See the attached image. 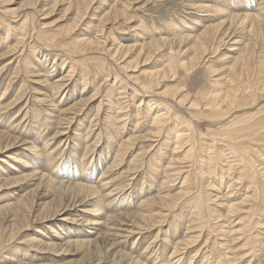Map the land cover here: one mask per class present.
<instances>
[{
	"label": "rangeland",
	"instance_id": "rangeland-1",
	"mask_svg": "<svg viewBox=\"0 0 264 264\" xmlns=\"http://www.w3.org/2000/svg\"><path fill=\"white\" fill-rule=\"evenodd\" d=\"M4 1L5 0H0V14H3V18H1L2 21L0 19V24H2V28L0 29V108H3V110L0 109V112L2 111L0 115V131L4 133L0 144L3 142L9 144L14 142V145L8 146L6 151L0 152V157H2L1 159H3L0 160V173L11 176L8 177L11 180L4 182L3 188L0 189V193H6L2 195L0 194V207L5 206L0 210V264H119V261L120 264H126L125 259L122 257V253H129L128 251H130V248H132V246L136 247L135 249H131V251L134 250L133 256L137 257L136 259L142 258L143 262H145L146 264H231L232 262L230 263L228 259H231L232 261L233 259H235L238 264H256L257 258L255 257L257 254H259V252H255V250L253 252L252 244L246 247V250L245 248L241 247L247 241V236H244L243 228H241L242 230L241 234L239 233L240 235L235 234L236 236L238 235L235 238L232 234V230L233 227H237V224H233L229 220L226 221L224 216L217 218V216L223 214L220 204H223V201L224 204H227L229 202L227 198H223L222 201V197L220 195L224 193L227 194L230 190L226 188V179H223L222 181L220 180V178H218V176L214 177L212 174V177H210V175L213 171H215V169L220 172L223 169V165L225 167V170L227 171V168L225 166V164L227 163H223L219 159L221 156L220 151L224 150V141H219V136L215 132L226 120H217L213 110L208 106V109L206 108V106H204V110H202L204 111V114L202 115L187 114L185 109L177 105V100L182 96L183 98L186 96L187 99L189 98L188 100L195 99V102L201 103V97L203 93L207 94V92L209 91L208 93L213 94V90L211 89L212 87H214V90H216L215 88L221 86L222 83H226V80L229 78L228 72L231 65L230 63L233 62V57L240 56L249 48H251V50L255 49V52L253 53L256 57L255 59H253L255 62L264 58V16H261V24L263 26L260 25L258 28L254 27V25L252 24V20L247 19L244 21V19H239L236 18V16H233V14L239 15L244 12L255 11L259 4L264 5V0H93L91 2V5H86L85 7L79 8V12H85V15L78 25L84 28L86 23L88 21H91L88 26V29L90 30L84 32L91 31L92 34L90 35V40L93 41H97V37L99 35V40L100 43L103 44V47L98 49L94 46V44L92 45V52H84L85 54L82 53L81 55H76L75 58L77 60H81L84 58L88 59L82 61V64L76 65L74 67L75 70H72L67 64L62 67V60L60 58L62 57L61 53H65L64 49L55 48L48 50V47L44 46L45 43L43 42V40L38 38V34H40L42 31L45 32L46 30L49 32L58 30V32H60V40L71 43V39L68 38L69 34L64 33L66 32L68 21L71 20L73 15L75 17V10L78 6L77 0H40L41 2L38 4V7L28 6L27 3L29 0H8V2ZM115 1H119L122 4L129 3L130 6L132 5L131 9L134 11V14L131 11V18L129 19L130 21L128 23L122 18L115 17L114 12L111 11V9L116 4ZM53 5H57L56 8L54 6V10ZM219 6L222 7V10L230 8L229 12L233 13L232 15L228 14L225 17L227 21L230 20L231 23L228 25V27L231 28L228 32H226V37H224L225 44L222 45L221 48L217 49V47H219L218 43L214 50L213 45L215 44V41L214 39H209L208 50L202 52L203 54H198L199 58L196 59V54L193 50L194 45L198 42V40H196L195 38L188 39L181 45L179 44L180 35L182 34V37L198 35L207 25L221 22V17L223 15H226V13L222 12L220 15L216 14L215 8ZM7 9L9 10V12H7ZM11 13H17V15L15 17H11ZM109 15L111 16L109 17ZM25 18L27 21L24 26V28L26 29V34L22 35L21 33L23 32V29L20 28V22L25 20ZM182 22L184 23V25ZM99 24V27H101V29L99 34L97 35L95 32L97 29L99 30V28L95 25ZM141 24L143 26H141ZM143 27L147 31V34H144L146 32ZM8 28H10V31H8ZM222 28L223 26L221 25L217 33V36L219 37H221V33L223 31ZM141 31H143L144 33ZM189 33L191 34L189 35ZM21 36L24 37L23 42H21L23 38ZM115 37L120 40L121 44L124 43L122 46V51L116 58L110 55L111 52L113 53L115 45H120L119 43L114 45ZM32 39L34 43H36L39 47H43L42 51L46 55H44L42 52H40V54L39 52H36V55L33 57L35 60H33V58V61L30 59L31 64H34L35 66L38 65L36 66V68H38L40 67L42 61H45V58L49 57L51 61H49V63H46L47 65L43 66L48 67L50 70H52L51 67L53 66V64H55L54 69L52 70L55 74L49 77L52 78V80H48L47 82L42 83L35 82V75L29 72L27 73L25 70L26 68L24 64L28 61L27 57L35 54L30 50L32 48V45L29 42ZM216 39L217 38H215V40ZM149 42L158 43L156 47L157 50L155 52L156 54H153L155 59L152 58L148 60L147 63H144L143 61L139 64V67L134 70L135 72H137V75L140 74L139 82L134 83L132 81L125 80L127 70L123 68V65L126 59L130 60L136 58L140 50H137L135 48L133 52L127 55V57H123L125 55V52L123 51L125 50L124 46L133 44L137 45L138 43L139 45L140 43L142 45L143 43L146 44ZM28 47L30 49H28ZM228 48H230L232 51H228ZM201 55L203 56L201 57ZM55 56L57 57V59L55 60V63H53L52 61ZM172 56H174L176 61L178 62L176 70L166 76V80H164L165 82L162 83L159 89H157V82H154L153 84H151V88L153 90L155 89L154 92H142L141 83L143 81L146 82V79L148 78L145 73H148L149 71L162 69L164 70V68L169 65ZM89 58H92V60ZM158 58L160 59L159 62ZM102 65H104L105 67L102 68ZM84 67H87V70H85ZM252 67L255 68L253 69V73L256 72L258 74L260 70L257 68L256 63L252 64ZM18 68H20V70H18ZM256 68L258 69V71ZM42 71H46V69L43 68ZM86 71H89L88 78L83 76V73ZM68 73H70L71 76H69L67 81H64V79L66 78L59 80ZM116 74L123 76L124 81H116ZM216 78L219 80H217ZM90 79H92V85L90 83L86 85L87 80L90 81ZM212 80H214L213 83ZM51 81H64L65 85L68 84V87L63 91V88L65 86L64 85L59 93H53L54 86H52ZM220 83L221 85H219ZM99 85L101 87H99ZM173 86L175 87L173 88ZM82 87H84L85 89L83 93L81 92L83 91ZM98 88H100V93L94 97H91L93 91L96 92ZM136 88H139L138 90L140 91V93L134 91ZM130 90H133L134 92H130ZM74 91L76 94L73 93ZM42 93L47 95L45 96ZM116 93L117 95H115ZM134 94H136V96H134ZM108 95L110 96L109 99L107 98ZM85 99H88V101L84 102ZM126 100L128 102V105L125 104L127 103ZM147 100H156L154 103L157 106L161 107L160 112L163 110L162 113H165L166 111L168 112V114L170 112L173 114L174 111L177 112L179 109V111H181L184 115L181 114L180 118H174V121H171V119H169L170 122L165 125L164 129H162L163 134L161 132V134L154 136V139H150V136H147V139L145 138L143 140L135 142V140L131 139L134 129L138 130L140 135H145L148 130L149 133L151 132V134L156 133L154 128L152 130V126H150L151 122L146 116V110L151 108L147 105ZM118 101H120L122 107H125L124 109H119V106L117 105V103H119ZM75 103H81V105L73 110L71 114L66 115L65 113L71 112L67 108ZM165 104H168L169 106L166 107ZM261 104H264V97L260 98V105ZM55 106L57 111L55 110ZM163 106L166 108L164 109ZM138 109H140V112L142 111V114L138 116L139 118L135 116L136 113H139L135 111ZM54 110L58 113H56ZM154 110L156 109L154 108L153 112ZM168 110H170V112ZM239 111L240 112H238V114H244L245 112L244 110ZM205 113L208 115L206 116ZM51 114H54L53 117ZM47 115H49L50 117L48 118ZM106 115H108V118L110 119H108ZM145 116L149 121H146L147 119ZM115 117L116 119H114ZM63 118L67 119L65 120ZM33 119H35L36 122H34L35 120ZM138 119H140L141 121H136ZM197 120L198 122H196ZM214 120L218 121L216 122L217 124L214 122ZM108 121H110V123ZM113 121H115V124L118 123L117 126L112 123ZM119 121H121L122 123ZM137 122L141 124L138 125ZM175 122H179L181 127V124L184 122V131L188 132V135L191 138L194 137L193 139L195 140L196 144L194 145L195 149L193 147V151H196L194 153L196 159L190 158L189 160V157L185 158L184 155H181L184 153L182 150L174 152V147L176 146L175 140H172V142L169 138H167L166 135L168 133L166 131H169L171 129V132L169 133L172 134V129L174 128ZM111 124L114 125L112 126ZM167 125L168 127L170 126V129L167 127ZM34 126H36L37 129ZM208 128L211 129V131ZM114 129L118 135L113 132ZM142 130H144V132ZM195 130L197 131L195 132ZM58 132H60V134ZM105 132L106 134H104ZM126 132H128L131 136ZM201 132L202 134H200ZM10 134L18 138L14 141V137ZM194 134L196 136H194ZM211 134H214V136H212ZM108 135L109 137H106ZM86 136L89 138V140H86L88 139ZM128 136L130 137L129 139ZM92 137H94L93 140ZM157 137L159 138V140ZM161 138L162 141H160ZM165 138L167 141H165ZM206 138H208L209 141ZM125 139H128V141H126ZM212 139H214V141H212ZM168 140H170L171 142ZM215 140H217L220 145ZM94 141L96 142V144ZM108 142H111L110 147L107 144ZM198 142L199 145L197 144ZM124 143H126L127 145L125 144L124 146ZM142 143L144 144V146ZM202 143L203 145H201ZM204 145L205 151L203 149ZM207 146H209V148ZM212 146L214 149L210 148ZM123 147L125 148V151L122 150ZM186 147L187 146H183L180 149L184 150ZM198 147L199 149H201V151L203 150L204 153L203 151H198ZM37 149L40 150V155L44 156L42 159V161H44V164L35 163V157H37V154H30L29 152V150L34 151ZM136 149L140 154H142V156H144L143 158L141 157L140 161L138 158L139 165L137 164V167L133 166L132 163L130 164L131 160H133V158L138 155V153H136ZM215 149L219 151H216ZM161 152L165 153L162 155L163 157L161 156ZM17 153L21 154L23 160L29 161L30 166L23 168L21 167V163L24 162H19L20 170L18 172H25L26 169L36 170V168L39 167V170H43V172H47L50 174L51 180L56 179L55 182L49 183L48 180L45 181L39 176L24 177L25 174L21 175V180L15 182V177L13 176L19 174H14L12 176V172H10L8 166L5 165V160L12 161L11 157H14L15 154L18 155ZM85 153H90L91 155L94 154V157H90L92 162L85 163L84 167L86 168V172H82L80 166L82 164L81 158ZM156 153L157 156H155ZM222 153L224 154V152ZM172 154H177L175 155L176 158L179 156H183V163L181 161L180 163L182 164L178 163L173 166L169 165V162L171 161L169 159ZM146 155L148 156V158L146 157ZM205 155H207V157ZM112 156L114 157L112 158ZM160 157L163 159H161ZM199 157L202 160H204V158L206 160L207 158L209 159L210 157H212L209 159L212 164H210V162L208 165L199 164L201 162V159ZM102 158L103 161L101 160ZM155 158H158V160H156ZM143 159L144 161H142ZM154 159L157 161H155L157 164L154 163ZM99 160L101 161L98 163ZM216 160L217 162L215 163L214 161ZM50 162H54L53 165L50 164ZM143 162H145V164ZM163 164H165L166 166ZM153 165L157 171L155 170ZM160 165L163 166L161 167ZM178 165L180 168L177 167ZM180 165H182V167ZM191 165L194 166H192V170L190 169ZM211 165H213V168L211 169L212 171L209 174V178L206 175H208L209 171L207 172V170H210ZM146 169H148V172L146 171ZM165 169L168 171H166ZM198 169L201 171H199ZM203 170L206 171V174ZM84 172L85 174L83 177L85 178H82V173ZM103 172L105 173L104 176H102ZM158 172L167 174L160 175L161 173L159 174ZM197 172L198 174H200L199 177ZM155 173L158 174V176ZM186 173L190 175L189 177L192 179H195L196 176L197 179L195 180L197 182L194 179V181L192 179V181H186L187 184L184 180L182 181L181 179L183 178H181V176H186ZM202 174H204V176ZM142 175L144 177L143 182V177L141 178ZM177 175L179 178H176ZM156 176L157 178H159L156 179ZM166 176H169V178H167ZM172 176H174V181L171 180L173 178ZM52 177L55 179H53ZM224 178H226V175ZM218 179L219 181H217ZM62 180L66 181L62 182ZM99 180H104L103 182L110 180L107 184L108 186L106 185L107 189L106 187H104L101 190V195L99 188H96V186H98V182H100ZM202 180L203 182H201ZM206 180L208 183H206ZM31 181L35 182L28 184L27 186L25 185L24 190H22L19 194L21 196H19L18 194H14L13 192H8L16 186L24 185ZM81 181H84L86 183L89 182V185H93L91 186V190L81 188L83 186L80 183ZM122 181L123 184L121 183ZM192 182L195 183L193 184ZM117 184L119 185V187ZM143 184L145 187H142ZM169 184L173 185L170 186ZM189 184H191L192 186L191 192L189 189ZM214 185L215 189L214 187H212L214 189L213 190L211 186ZM120 187H122L123 189H121ZM113 188L117 189V192L113 191L111 192V194L108 193ZM96 189L98 193L92 194V192L96 191ZM182 191L183 195L181 196V199H178L179 201L177 202V206L169 210L168 213L167 211H164L165 214H163V212L159 209L160 207L158 204L154 207L157 211L154 208H151L153 213L161 212V214H163L162 217L160 219H157V221L155 222V225L153 226L154 228H152L153 230L149 227H146V229H141L143 222L137 214V211H139L138 208H140L141 210V207H139L141 206L140 199L147 200L156 197L161 198L162 196V198H170L171 195ZM141 192L144 193L141 194ZM201 192L206 195L205 199H202L199 196L201 195ZM219 193L221 194L218 195ZM22 196L25 198H23ZM21 198L24 199V202H19ZM197 198L199 199L197 200ZM186 200H188V202ZM93 202L97 203V207L100 206V210L102 211V213H100L101 216H109L110 218L109 221L105 222V227L102 226L103 224H101V237L98 238L97 241H93V243L87 241L88 243L85 242L81 244L77 242L79 241V239L82 240L89 238L87 236L85 237L84 235V233H86L87 231L86 228H88V226L83 224L82 220H84L86 217H92V215L90 214L88 215L86 213H83V210L91 207ZM202 203L203 209L199 215L197 212L199 211V206L201 205L202 207ZM196 204H198L199 206ZM194 208L195 210H193ZM213 216L217 219H215ZM61 218H63L64 220L62 221ZM205 218L207 220H204ZM195 220L196 222H198L196 223ZM261 220H263V218ZM207 221L210 222V225ZM221 225L225 227H223L224 232L222 231ZM187 226L189 227V229L191 228V230L187 229ZM258 226L259 225L254 227V225L251 224V228L249 227L247 235L249 237H253L254 239V237L258 233L257 231H260V226ZM229 228L232 230H228ZM55 229H57L59 233H56ZM218 229L220 230L218 231ZM72 230L77 232V234L79 235L68 236V233H71ZM263 230H261V232ZM108 232H111V236H108V234L106 235V233ZM227 232H229L230 234ZM112 233H114L115 235ZM221 233H224L227 236ZM55 234H59V237L55 238L52 236ZM180 234L182 235L180 236ZM105 235L106 237H103ZM239 236H241L242 238ZM33 237L36 238L32 242L31 239ZM151 238L155 240V242L150 244L151 246L147 248V245H149ZM258 238L256 236L254 240ZM70 239L71 241H69ZM135 240H137L138 244L136 243L135 245H133V242ZM184 241L186 242V244L184 243ZM69 242L73 243L71 244ZM179 244L181 247L177 249ZM182 245L187 246H183L182 248ZM241 248H243L244 250ZM258 248L259 247H257L256 249ZM36 250L39 251V254L36 252ZM178 250L180 252H178ZM115 252H117L118 254L115 255ZM153 252H156L155 254L158 257ZM249 252L252 253L249 254ZM237 253H239V255ZM244 253L247 256L245 260L244 258H240ZM120 255L121 257L118 258ZM40 256L44 259L40 258ZM250 257L255 259H252V261L250 262ZM112 259L116 260L112 261ZM237 259H239L240 262Z\"/></svg>",
	"mask_w": 264,
	"mask_h": 264
},
{
	"label": "bare ground",
	"instance_id": "bare-ground-1",
	"mask_svg": "<svg viewBox=\"0 0 264 264\" xmlns=\"http://www.w3.org/2000/svg\"><path fill=\"white\" fill-rule=\"evenodd\" d=\"M78 2V6H77V8H76V10H75V17H74V15L72 16V18L74 19H72L71 18V20H69L68 21V25H67V27H66V32L64 33V34H69V37L68 38H70L71 39V43H67V42H64V41H61L60 40V37H59V35H60V32H58V30H55V31H52V32H49V31H42L40 34H38V38H40V39H42L43 40V42L45 43L44 44V46H47L48 48V50H51V49H55V48H59V49H64V51H65V53H61V60H62V62H61V64H62V67H64L66 64L68 65V66H70V68L72 69V70H75L74 69V67L76 66V65H78V64H82V61H85V60H87V59H81V60H77L76 58H75V56L76 55H81L82 53H84V52H92V49H93V46L92 45H94L95 47H97L98 49H100L101 47H103V44L102 43H100V40H99V38H100V36L98 35L99 34V32H100V29H101V27H99L100 26V24L99 25H95V26H97L98 28H99V30L97 29L96 30V34L98 35V37H97V41L95 40V41H93V40H90V35L92 34V32L91 31H88V32H84V31H87V30H90V29H88L89 27V24L91 23V21H88L87 23H86V25H85V27L83 28L82 26H79L78 24H79V22H81V20L83 19V16L85 15V12H79V8H82V7H85L86 5L88 6V5H91V2L93 1V0H77ZM4 2H8V0L6 1H4ZM41 1L40 0H29L28 1V3H27V5L28 6H30V7H38V4L40 3ZM116 2V1H115ZM117 2H119V1H117ZM116 2V4H115V6L111 9V11L112 12H114V15H115V17H117V18H122V19H124L127 23L130 21L129 19L131 18V11L133 12V14H134V11L131 9V6H130V4L129 3H126V4H122V3H117ZM132 3H133V1H132ZM236 4V3H235ZM122 5H123V7H122ZM54 6H55V8H56V6L57 5H53V10L55 9L54 8ZM119 6V7H118ZM238 6V5H237ZM129 7V8H128ZM128 8V9H127ZM14 10H16V9H14ZM17 10H19V9H17ZM128 10H129V13H128ZM229 10H230V8H227L226 10L225 9H223L222 10V7L221 6H219V7H217V8H215V12H216V14H221L222 12H224V13H226V15H223L221 18H222V21L221 22H216V23H214V24H210V25H207L204 29H203V31L202 32H200L198 35H192V36H186V37H182V34L180 35V40H179V44H181L182 45V43H184L186 40H188V39H192V38H195L196 40H198V42L194 45V52H195V54H196V59H198L199 57H198V54H201L202 52H204V51H206V50H208V48H209V44H208V40L209 39H214V41H215V44L213 45V48H214V50H215V48H216V45L218 44L219 45V47H217V49H219V48H221V46L222 45H224L225 44V40H224V37H226L225 36V34H226V32H228L229 30H230V28L231 27H228V25L229 24H231L230 23V20L229 21H227V19L225 18L228 14H233L232 12H229ZM5 12V11H4ZM7 12H9V10L7 9ZM46 12H48V11H46ZM48 13H50V12H48ZM12 15H11V17H15L16 15H17V13H11ZM132 14V15H133ZM3 16V14H0V19L1 18H3L2 17ZM111 15H109V17H110ZM134 16V15H133ZM132 16V17H133ZM233 16H236V18H239V19H244V21L245 20H247V19H249V20H252V24L254 25V27L255 28H258L260 25L261 26H263L261 23H262V21H261V19H262V17L264 16V5L263 4H259L258 6H257V9L255 10V11H253V12H244V13H242V14H233ZM262 16V17H261ZM223 18H225V19H223ZM105 19V18H104ZM3 20H6V19H3ZM8 20V19H7ZM1 21H2V19H1ZM26 18H25V20H23V21H21L20 22V28H22L23 29V32L21 33L22 35H25L26 34V29L24 28V26H25V24H26ZM141 22V21H140ZM233 22V21H232ZM126 23V24H127ZM183 23V22H182ZM186 23V22H185ZM264 23V22H263ZM41 24H44V23H41ZM4 25H7V24H4ZM183 25H184V23H183ZM223 26V31H222V33H221V37H219V36H217V33H218V31H219V28H220V26ZM80 28H79V27ZM141 26H143L142 24H141ZM144 26H148V25H144ZM94 27V26H93ZM180 27V26H179ZM2 28V24H0V29ZM83 28V29H82ZM144 28V27H143ZM148 28V27H147ZM150 28V27H149ZM227 28V29H226ZM226 29V30H225ZM80 30V31H79ZM144 30H145V28H144ZM8 31H10V28H8ZM79 32V33H78ZM90 32V33H89ZM141 32H143V31H141ZM145 32L146 33H144V34H147V31L145 30ZM180 32V31H179ZM178 32V33H179ZM181 33V32H180ZM191 33H189V35H190ZM146 36V35H145ZM9 37V36H8ZM21 37H23V36H21ZM20 37V38H21ZM26 37V36H25ZM29 37H33V36H29ZM178 37V36H177ZM91 38H92V36H91ZM162 38V37H161ZM215 38H217L216 40H215ZM21 40V39H20ZM163 40H164V38H163ZM162 40V41H163ZM165 40H167V39H165ZM24 41V37L22 38V40H21V42H23ZM27 41V40H26ZM148 41V40H147ZM154 41H156V40H154ZM153 41V42H154ZM240 41V40H239ZM143 42V41H142ZM165 42V41H164ZM167 42V41H166ZM31 45H32V48H31V46H30V48L28 47V49H30L32 52H34L35 54L34 55H31V56H28L27 57V62H25V64H24V66H25V70H26V72L28 73H32V74H34L35 75V78H34V81L35 82H39V83H42V82H47L48 80H52V78H49L50 76H53L55 73H54V71H52L53 69H54V65L55 64H53V66L51 67L52 68V70H50L48 67H44L43 65H47L46 63H49V61H51L50 59H49V57H46L45 59V61L43 60L42 61V63H41V65H40V67H38V68H36V66H38V65H34V64H31V61H30V59L32 60V58L36 55V52H39V54H40V52H42L43 54H44V52L42 51V49H43V47L41 48V47H39L36 43H34V41H33V39L32 40H30V42H29ZM33 43V44H32ZM120 44V45H115V44ZM223 43V44H222ZM123 44L124 43H122L121 44V42H120V40L117 38V37H115L114 38V45H115V47H114V51L113 50H111V51H113V53L111 52L110 53V55L113 57H117V56H119V53L122 51V46H123ZM164 44V43H163ZM157 45H158V43H143L142 45H141V43H140V45H139V43L137 44V45H127V46H124L125 47V50H123L124 52H125V55L123 56V57H127V55L129 54V53H131V52H133V50L136 48L137 50H140V52H138V56L136 57V58H134V59H130V60H127L126 59V61H125V63H124V65H123V68L124 69H126L127 71H126V79L125 80H127V81H132V82H134V83H136V82H139V80H140V74L139 75H137L136 73L137 72H135L134 70L136 69V68H138L139 67V64L140 63H142L143 61H144V63H147V61L148 60H150V59H152V58H154V55L153 54H156L155 52H156V47H157ZM165 45V44H164ZM180 45V46H181ZM50 48V49H49ZM181 49V48H180ZM184 50H186V49H184ZM187 50H189V49H187ZM228 51H232L230 48H228L227 49ZM218 51V50H217ZM228 51H226V52H228ZM180 52H181V50H180ZM179 52V53H180ZM188 52V51H187ZM216 52V51H215ZM255 52V49H252L251 50V48H249L246 52L244 51V53L243 54H241L240 56H235V57H233V62L232 63H230L231 65H230V67H229V78L226 80V83H222V85H221V83L219 84V85H221V86H219L218 88H215L216 90H214V87H212L211 89L213 90V94H210V93H208L207 92V94H205V93H203L202 94V102L200 103V102H195V99L193 100V99H191V100H188L187 99V97L185 96L184 98H183V96H182V93H181V98L180 99H178L177 100V105H179L180 107H182L183 109H185V111H186V113L187 114H191V115H193V114H196V115H202V114H204V111H202V110H204L203 108H204V106H206V108L208 109V107L209 108H211L212 110H213V112H214V114H215V117L217 118V120H226L225 122H223L222 123V125H220V127L217 129V131H215L216 132V134L219 136V141H224L223 143V148H224V150L223 151H220L221 152V156H220V161L221 162H223V163H227V164H225V166H226V168H227V171L225 170V167H224V165H223V169L219 172V171H217V169H215V171H213L212 173H211V175H210V177H212V174H213V176L215 177V176H218V178H220V180H222L223 181V179H226V188L227 189H229L230 191H228V193L226 194V193H224V194H222V195H220L221 193H219L218 195H220L221 197H222V201H223V198L225 199V198H227L228 200H229V202L227 203V204H224V201H223V204H220V206L222 207V211H223V214H221V215H219V216H217V218L218 217H221V216H224L225 217V219H226V221H230L231 223H236L237 224V227L236 228H234L233 227V230L232 229H228V230H232V234L234 235V237L236 238L237 236L235 235V234H241V228H243V233H244V236L246 235L247 236V241L245 242V241H243V242H245L244 244H243V246H241V247H243V248H245V250H246V247H248L250 244H252V249H253V252H254V250H255V252H259V254H257L256 255V257L255 258H257L256 259V264H264V230H263V227H264V104L262 105H260V98L261 97H264V58H262L261 60H259V61H257V62H255L253 59H255L256 57L254 56V53ZM50 53V52H49ZM225 53V52H224ZM33 54V53H32ZM38 54V53H37ZM63 54V55H62ZM85 54V53H84ZM182 54H183V52H182ZM203 54V53H202ZM44 55H46V54H44ZM158 55V54H157ZM227 55V54H226ZM225 55V56H226ZM26 56V55H25ZM53 56H54V54H53ZM159 56V55H158ZM203 55H201V57H202ZM123 57H122V59H123ZM157 57V56H156ZM228 57V56H227ZM260 57V56H259ZM44 58V57H43ZM57 59V57L55 56L54 57V59H53V63H55V60ZM89 59H91L92 60V58H89ZM155 59V58H154ZM33 60H35L34 58H33ZM32 60V61H33ZM38 60V59H37ZM141 60V61H140ZM159 58H158V62H159ZM157 61V60H156ZM169 61V60H168ZM230 61V60H229ZM78 62V63H77ZM231 62V61H230ZM100 63V62H99ZM150 63H152V62H150ZM256 63V66H257V68L260 70L259 72H258V74L255 72V73H253V69H255V68H253L252 67V64H255ZM157 64V63H156ZM165 64V63H164ZM105 65V64H104ZM104 65H102V68L103 67H105ZM166 65V64H165ZM23 66V67H24ZM100 66V65H99ZM143 66V65H142ZM164 66V65H163ZM177 66H178V62L176 61V59H175V57L174 56H172L171 57V61H170V63H169V65L166 67V68H164V70L162 69V70H156V71H149L148 73H145V75L148 77L145 81L146 82H142L141 83V89H142V92H144V93H151V92H154V90L151 88L152 86H151V84H153L154 82H157V89H159V87L162 85V83H164L165 81L164 80H166V76H168V74H170V73H172L174 70H176V68H177ZM34 67H35V69H34ZM43 68H45L46 69V71H42V69ZM163 68V67H162ZM256 68V69H257ZM84 69L85 70H87V67H84ZM158 69H160V68H158ZM258 69H257V71H258ZM18 70H20V68H18ZM84 70V71H85ZM98 70V69H97ZM133 70V71H132ZM137 71V70H136ZM142 71V70H141ZM145 71V70H144ZM147 71V70H146ZM20 72V71H19ZM86 72H88V73H86ZM86 72H84L83 73V76L84 77H86V78H88V74H89V71H86ZM101 72H102V70H101ZM42 73H46V74H42ZM214 73V72H213ZM143 74V73H142ZM228 75V74H227ZM69 76H71L70 75V73H68V74H66V75H64L61 79H59V80H62L63 78H66V79H64V81H67L68 80V78H69ZM92 77V76H91ZM90 77V78H91ZM94 77V76H93ZM71 78V77H70ZM121 78V79H120ZM131 79H133V80H131ZM217 79V78H216ZM92 79H90V81H88L87 80V83H86V85H88V83H90L91 85H92V81H91ZM115 80L116 81H124L123 80V76H120L119 74H116V76H115ZM215 80V79H214ZM214 80H212V83H213V81ZM217 80H219V79H217ZM64 81H60V82H55V81H51L52 82V86H54L53 88H54V91H53V93H59V91L63 88V86L65 85V82ZM96 82V81H95ZM221 82H223V81H221ZM121 83V82H120ZM214 83H216V82H214ZM8 85H9V83H8ZM68 85V84H67ZM67 85H65L64 86V88H63V91L68 87ZM96 85V84H95ZM116 85V84H115ZM81 86V85H80ZM113 86V85H112ZM23 87V86H22ZM77 87V86H76ZM99 87H101L100 85H99ZM114 87V86H113ZM129 87V86H128ZM135 87H137V86H135ZM156 87V86H155ZM175 86H173V88H174ZM52 88V89H53ZM83 88V91H81L82 93L85 91V89H84V87H82ZM116 88V87H115ZM172 88V87H171ZM170 88V89H171ZM58 89V90H57ZM110 89V88H109ZM113 89V88H112ZM139 89V88H138ZM137 88L134 90V91H136V92H138V93H140V91L138 90ZM177 89V88H176ZM81 90V89H80ZM179 90V89H178ZM177 90V91H178ZM209 90V89H208ZM7 91V90H6ZM110 91V90H109ZM115 91V90H114ZM129 91V90H128ZM131 91H133V90H130V92ZM133 91V92H134ZM203 91V90H202ZM202 91H201V93H202ZM95 91H93V94L91 95V97H94V96H96L97 94H99L100 93V88H98L97 89V91L94 93ZM118 92V91H117ZM132 92V93H133ZM173 92H174V90H173ZM72 93V92H71ZM73 93H75V91L73 92ZM81 93V94H82ZM137 93V94H138ZM165 93V92H164ZM175 93H177V92H175ZM183 93H184V91H183ZM191 93V92H190ZM197 93V92H196ZM43 94V93H42ZM76 94V93H75ZM107 94V93H106ZM109 94V93H108ZM126 94V93H125ZM162 94V93H161ZM186 94H188V93H186ZM43 95H45V94H43ZM47 95V94H46ZM45 95V96H46ZM115 95H117V93L115 94ZM147 95V94H146ZM163 95H165V94H163ZM199 95V94H198ZM212 95V96H211ZM119 96V95H118ZM133 96V95H132ZM134 96H136V94H134ZM195 96V95H194ZM200 96V95H199ZM66 97V96H65ZM114 97V96H113ZM165 97V96H164ZM108 99L110 98V96L108 95V97H107ZM121 98V97H120ZM196 98V97H195ZM200 98V99H201ZM118 99V98H117ZM149 99V98H148ZM152 99V98H151ZM177 99V98H176ZM119 100V99H118ZM153 100V99H152ZM169 100V99H168ZM175 100V99H174ZM88 101V99H85L84 100V102H87ZM124 101V100H123ZM129 101V100H128ZM144 101V100H143ZM156 100H154V101H151V100H147V105L148 106H150L151 108L150 109H147L146 110V116L148 117V119L150 120V122H151V125L150 126H152V130H153V128L155 129V131H156V133L155 134H151V132L149 133V130H148V132L145 134V135H140L139 134V131L138 130H136V129H134V131H133V136L131 137V139L132 140H135V142L137 141H140V140H143V139H145L147 136H150V139L151 138H153L154 136H157L158 134H161V132H162V129H164V127H165V125L166 124H168L169 122H170V120L169 119H171V121H174V118L175 119H177V118H180L181 117V114H183L181 111H179V109H178V111L177 112H175L174 110V113L172 114L171 112H170V110H168L170 113L168 114V112H166L165 111V113L163 112L162 113V111L160 112V110H161V107L160 106H157L154 102H155ZM163 101V100H162ZM199 101V100H198ZM119 103H117V105L119 106V109H124L125 107H122L121 106V103H120V101H118ZM125 102V101H124ZM126 102H127V100H126ZM158 102V101H157ZM169 102V101H168ZM175 102V101H174ZM131 103V102H130ZM171 103V102H170ZM173 103V102H172ZM126 105H128V102L127 103H125ZM161 104H162V102H161ZM163 104H164V102H163ZM175 104V103H174ZM173 104V105H174ZM81 105V103H75V104H72L71 106H69V108H67L68 110H70L71 112H69V113H65L66 115H69V114H71L72 112H73V110H75L77 107H79ZM112 105V104H111ZM135 105V104H134ZM133 105V106H134ZM146 105V106H147ZM156 105V106H155ZM109 106H110V103H109ZM123 106H125V105H123ZM165 106L166 107H168L169 105L168 104H165ZM208 106V107H207ZM250 106V107H249ZM137 107V106H136ZM166 107H164L163 106V108L165 109ZM173 107V106H172ZM176 107V106H175ZM179 107V108H180ZM254 107V108H253ZM135 108V107H134ZM140 108H141V106H140ZM143 108H145V107H143ZM149 108V107H148ZM156 109V110H154V112H153V109ZM170 108V107H169ZM250 108V109H249ZM1 110H3V108H0ZM55 110H56V106H55ZM54 110V111H55ZM126 110V109H125ZM145 110V109H144ZM239 110H244L245 112H244V114L242 113V114H238V112H240ZM57 111V110H56ZM55 111V112H56ZM59 111V110H58ZM63 111H65V110H63ZM124 111V110H123ZM135 111H137V112H139V113H134L135 114V116H139L140 114H142L141 112H140V109H138V110H135ZM2 112V111H1ZM1 112H0V115H1ZM4 112V111H3ZM49 112V111H48ZM111 112V111H110ZM210 112H212V111H210ZM40 113V112H39ZM38 113V114H39ZM56 113H58V112H56ZM125 113V112H124ZM4 114V113H3ZM112 114H114V113H112ZM127 114H128V112H127ZM206 114V113H205ZM40 115V114H39ZM38 115V116H39ZM52 115V114H51ZM54 115V114H53ZM53 115H52V117H53ZM74 115V114H73ZM184 115V114H183ZM208 114H206V116H207ZM36 116V115H35ZM35 116H34V118H35ZM48 116V118L50 117L49 115H47ZM112 116H114V115H112ZM123 116H125V115H123ZM143 116H144V114H143ZM145 116V117H146ZM211 116V115H210ZM66 117V116H65ZM73 117V116H72ZM106 117L108 118V115H106ZM129 117H130V115H129ZM128 117V118H129ZM134 117V116H133ZM147 117H146V119H147ZM188 117V116H187ZM5 118V117H4ZM4 118H3V120H4ZM85 118V117H84ZM122 118H124V117H122ZM134 118H136V117H134ZM139 118V117H138ZM144 118V117H143ZM63 119H67V118H63ZM108 119H110V118H108ZM114 119H116V117L114 118ZM137 119V118H136ZM145 119V118H144ZM144 119H143V121H144ZM146 120V121H149V120ZM202 119V118H201ZM6 120V119H5ZM33 120H35V119H33ZM47 120V119H46ZM83 120V119H82ZM87 120V119H86ZM119 120V119H118ZM122 120V119H121ZM195 120V119H194ZM85 121V120H84ZM107 121V120H106ZM124 121V120H123ZM126 121V120H125ZM136 121H138V122H140L141 120L140 119H138V120H136ZM142 121V122H143ZM192 121H193V119H192ZM34 122H36V120L34 121ZM41 122H42V120H41ZM41 122H39V123H41ZM104 122V121H103ZM109 123H110V121H108ZM115 121H113L112 123H114ZM117 122V121H116ZM119 122H121V121H119ZM127 122V121H126ZM126 122H125V124H126ZM135 122V121H134ZM137 122V123H138ZM196 122H198V120L196 121ZM214 122L216 123V122H218V121H215L214 120ZM25 123V122H24ZM122 123V122H121ZM128 123V122H127ZM184 123V122H183ZM183 123L181 124L182 125V127L180 126V123L179 122H175L174 123V128L172 129L173 131H172V134L171 133H169V132H171L170 130V126L168 127V125H167V127L170 129L169 131H166L168 134L166 135V137L167 138H169L171 141L172 140H175V147H174V152L176 151H178V150H182L184 153L183 154H181V153H178V154H181V155H184V157L186 158V157H189V160H190V158L192 159H194L195 158V152L193 151V147H194V145L196 144V142H195V140L193 139L194 137H190L189 135H188V132H186V131H184V126H183ZM186 123H187V121H186ZM188 123H190V122H188ZM220 123V122H219ZM49 124H51V123H49ZM106 124H108V123H106ZM115 124V123H114ZM114 124H111L112 126L114 125ZM118 124V123H117ZM117 124H115V126H117ZM139 124H141V123H138V125ZM217 124V123H216ZM22 125H23V123H22ZM38 125V124H37ZM108 125H110V124H108ZM107 125V126H108ZM122 125V124H121ZM144 125V124H143ZM105 126V125H104ZM126 126H127V124H126ZM137 126V125H136ZM198 126V125H197ZM217 126V125H216ZM35 128H36V126H34ZM40 127V126H39ZM106 127V126H105ZM147 127H148V125H147ZM189 127H190V125H189ZM199 127V126H198ZM110 128V127H109ZM134 128H137V127H134ZM167 128V129H168ZM171 128H172V126H171ZM181 128V129H180ZM197 128V127H196ZM30 129V128H29ZM28 129V130H29ZM37 129V128H36ZM116 129V128H115ZM115 129H114V131L113 132H115ZM166 129V130H167ZM186 129H187V127H186ZM189 129V128H188ZM194 129H195V127H194ZM209 129V128H208ZM214 129V128H213ZM212 129V130H213ZM32 130V129H31ZM38 130H39V128H38ZM95 130V129H94ZM94 130H91V131H94ZM107 130V129H106ZM109 130V129H108ZM113 130V129H112ZM121 130V129H120ZM119 130V131H120ZM146 130H147V128H146ZM190 130V129H189ZM210 131H211V129H209ZM64 131V130H63ZM77 131H78V129H77ZM99 131V130H98ZM101 131V130H100ZM143 132H144V130H142ZM197 130H195V132H196ZM109 132V131H108ZM107 132V133H108ZM186 132V133H185ZM190 132V131H189ZM200 132V131H199ZM28 133V132H27ZM26 133V134H27ZM39 133H40V131H39ZM59 134H60V132H58ZM78 133V132H77ZM82 133V132H81ZM122 133V132H121ZM126 133H128V132H126ZM212 133H213V131H212ZM3 132L2 131H0V141L2 140V138H3ZM63 134V133H62ZM89 134H90V132H89ZM104 134H106V132L104 133ZM114 134V133H113ZM115 134H117L116 132H115ZM119 134H120V132H119ZM129 134V133H128ZM162 134H163V132H162ZM192 134V133H191ZM200 134H202V132L200 133ZM215 134V135H216ZM11 135V134H10ZM86 135H88V134H86ZM95 135V134H94ZM118 135V134H117ZM130 135V134H129ZM171 135V136H170ZM193 135V134H192ZM212 136H214V134H211ZM11 136H13V135H11ZM83 136V135H82ZM111 136H112V134H111ZM131 136V135H130ZM165 136V135H164ZM163 136V137H164ZM194 136H196L195 134H194ZM14 137V141L18 138V137H15V136H13ZM35 137V136H34ZM87 137V136H86ZM106 137H109V135L108 136H106ZM117 137V136H116ZM159 137V136H158ZM157 137V138H158ZM198 137V136H197ZM201 137V136H200ZM203 137H205V136H203ZM210 137V136H209ZM81 138V137H80ZM88 138V137H87ZM93 138L94 137H92V140H93ZM130 137L128 136V139H129ZM160 138V137H159ZM159 138H158V140H159ZM111 139H114V138H111ZM128 139L126 140V141H128ZM130 139V140H131ZM147 139V138H146ZM154 139V138H153ZM203 139V138H202ZM207 140H208V138H206ZM210 139V138H209ZM214 139H216V138H214ZM214 139H212V141H214ZM218 139V138H217ZM86 140H89V138L88 139H86ZM85 140V141H86ZM110 140V139H109ZM170 140H168V141H170ZM198 140V139H197ZM205 140V139H204ZM153 141V140H152ZM156 141V140H155ZM160 141H162V138H161V140ZM160 141H159V143H160ZM164 141V140H163ZM165 141H167L166 140V138H165ZM170 141V142H171ZM206 141V140H205ZM209 141V140H208ZM216 142H217V140H215ZM92 142V141H91ZM95 142V141H94ZM96 142H97V140H96ZM96 142H95V144H96ZM120 142V141H119ZM118 142V143H119ZM173 142V141H172ZM200 142H201V140H200ZM134 143V142H133ZM203 143H204V141H203ZM203 143L201 144V145H203ZM206 143H208V142H206ZM218 143V142H217ZM108 144V146L110 147V145H111V142H108L107 143ZM125 144L126 143H124V146H125ZM141 144V143H140ZM143 144V143H142ZM163 144V143H162ZM167 144V143H166ZM198 145H199V142L197 143ZM211 144V143H210ZM219 144V143H218ZM217 144V145H218ZM14 145V142L13 143H1L0 144V152L1 151H6L7 150V148H8V146H13ZM88 145V144H87ZM122 145V144H121ZM127 145V144H126ZM153 145V144H152ZM172 145V144H171ZM220 145V144H219ZM113 146V145H112ZM120 146V145H119ZM139 146V145H138ZM142 146V145H141ZM143 146H144V144H143ZM162 146V145H161ZM169 146V145H168ZM185 147V146H187L184 150L183 149H180V148H182V147ZM79 147V146H78ZM127 147V146H126ZM160 147V146H159ZM165 147H167V146H165ZM204 148V151H205V145L203 146ZM208 148H209V146H207ZM77 148V147H76ZM108 148V147H107ZM106 148V149H107ZM116 148V147H115ZM140 148V147H139ZM145 148V147H144ZM211 149H214L213 148V146L212 147H210ZM88 149V148H87ZM105 149V148H104ZM125 148L123 147L122 148V150H124ZM127 149V148H126ZM152 149V148H151ZM150 149V150H151ZM162 149V148H161ZM164 149V148H163ZM187 149V150H186ZM194 149H195V147H194ZM219 149V148H218ZM109 150V149H108ZM137 150V149H136ZM146 150H147V147H146ZM159 150H160V148H159ZM170 150V149H169ZM173 150V149H172ZM201 151V149H199V147H198V151ZM210 150V149H209ZM216 150V149H215ZM125 151V150H124ZM145 151V150H144ZM203 151V150H202ZM201 151V152H202ZM204 151H203V153H204ZM207 151V150H206ZM216 151H219V150H216ZM29 152H30V154H37L36 156L37 157H35L36 158V161H35V163H37V164H44L43 162L44 161H42V159H43V155H40L41 154V152H40V150L39 149H37V150H34V151H32V150H29ZM113 152V151H112ZM121 152V151H120ZM173 152V153H174ZM181 152V151H180ZM219 152V153H220ZM222 152H224V154L222 153ZM91 153V152H90ZM87 154V153H85V154H83L82 156V158H81V162H82V164L80 165L81 166V170H82V172L83 171H85L86 172V168L84 167V165H85V163H90V162H92L91 161V159H90V157H94V154ZM136 153H138V155L136 156V157H134L133 158V160H131V162H130V164L132 163V165L133 166H136L137 164L139 165V162H138V158H139V161L141 160V157L143 158L144 156H142V154H140L139 153V151L137 150L136 151ZM135 153V154H136ZM158 153V152H157ZM157 153H156V155L155 156H157ZM162 153V152H161ZM207 153V152H206ZM218 153V154H219ZM227 153V154H226ZM18 154V153H17ZM154 154V153H153ZM160 154V153H159ZM163 154H165V153H162L161 154V156L163 155ZM167 154V153H166ZM197 154V153H196ZM200 154V153H199ZM209 154V153H208ZM214 154V153H213ZM145 155V154H144ZM168 155V154H167ZM167 155H165V156H167ZM175 155H177V154H172L171 155V157H170V159L169 160H171L170 162H169V165H171V166H173V165H175V164H178V163H180L181 161H182V157L181 156H179V157H177L176 158V156ZM160 156V155H159ZM164 156V157H165ZM199 156V155H198ZM206 157H207V155H205ZM225 156H226V159H225ZM114 156H112V158H113ZM118 157V156H117ZM132 157H133V155H132ZM146 157L148 158V156L146 155ZM150 157V156H149ZM163 157V156H162ZM209 157V156H208ZM2 157H0V160H3V159H1ZM12 158V161L11 160H5V165H7L8 166V168L10 169L9 171L10 172H12L11 174H12V176L14 175V174H19V175H14L13 177H15V182H17V181H19V180H21V175L22 174H25L24 175V177H28V176H32V177H37V176H39L41 179H43V180H48L49 181V183H54L55 182V178H53V179H55V180H51V178H50V174L49 173H47V172H43V170L41 171V170H39V167H37L36 168V170H27L26 169V171L25 172H23V171H21V172H18L19 170H20V168H19V164L21 163V162H24V163H21L22 165H21V167H23V168H25V167H30L29 166V161H26V160H23V158L21 157V154L19 153L18 155H14V157H11ZM161 158V157H160ZM167 158V157H166ZM185 158H183V159H185ZM200 158V157H199ZM210 158H212V157H210ZM209 158V159H210ZM88 159H90V160H88ZM118 159V158H117ZM150 159V158H149ZM156 160H158V158H155ZM154 159V163H156L157 161ZM161 159H163V158H161ZM160 159V160H161ZM196 159V158H195ZM201 159V158H200ZM208 159V158H207ZM205 160V158H204V160H202L201 159V162L199 163V164H209V162H210V164H212L211 163V161H209V159L208 160ZM216 159H217V157H216ZM93 160V159H92ZM102 161H103V158L101 159ZM101 160H99L98 161V163L101 161ZM153 160V159H152ZM168 160V161H169ZM68 161V160H67ZM73 161V160H72ZM97 161V160H96ZM142 161H144V159L142 160ZM156 161V162H155ZM192 161V160H191ZM199 161V160H198ZM219 161V162H220ZM20 162V163H19ZM76 162V161H75ZM159 162V161H158ZM163 162V161H162ZM166 162V161H165ZM194 162V161H193ZM192 162V163H193ZM215 163L217 162V160L216 161H214ZM53 163L54 162H50V164H52L53 165ZM74 163V162H73ZM97 163V164H98ZM107 163V162H106ZM144 164H145V162H143ZM182 163H183V161H182ZM182 163H180V164H182ZM214 163V164H215ZM222 163V164H223ZM103 164V163H102ZM142 164V163H141ZM153 164V163H152ZM151 164V165H152ZM157 164V163H156ZM155 164V165H156ZM166 164V163H165ZM165 164H163V165H165ZM184 164H186V163H184ZM194 164V163H193ZM87 165V164H86ZM95 165V164H94ZM99 165H101V164H99ZM104 165V164H103ZM108 165V164H107ZM162 165V166H163ZM188 165H190V164H188ZM206 165V166H207ZM79 166V165H78ZM88 166V165H87ZM90 166V165H89ZM143 166V165H142ZM147 166V165H146ZM148 166H149V164H148ZM161 166V165H160ZM161 166V167H162ZM166 166V165H165ZM165 166H164V168H165ZM181 167H182V165H180ZM185 166V165H184ZM192 166L193 165H191L190 166V169L192 168ZM215 166V165H214ZM94 167V166H93ZM97 167H100V166H97ZM102 167H104V166H102ZM137 167V166H136ZM144 167V166H143ZM152 167V166H151ZM153 167H154V165H153ZM178 168H180L179 167V165L177 166ZM194 167V166H193ZM204 167V166H203ZM209 167V166H208ZM73 168V167H72ZM76 168H77V166H76ZM133 168V167H132ZM150 168V167H149ZM155 168V167H154ZM153 168V169H154ZM159 168V167H158ZM163 168V169H164ZM178 168H177V170H178ZM184 168V167H183ZM199 168V167H198ZM213 168V165H211V167H210V170H207V172L209 171V173H208V175H206L207 177H209V174H210V172L212 171L211 169ZM222 168V167H221ZM79 169V168H78ZM77 169V170H78ZM94 169V168H93ZM138 169H139V167H138ZM166 169H168V168H166ZM165 169V170H166ZM194 169H196V168H194ZM80 170V169H79ZM135 170H136V168H135ZM148 169H146V171H147ZM155 170H156V168H155ZM161 170V169H160ZM181 170V169H180ZM184 170V169H183ZM189 170V169H188ZM192 170V169H191ZM199 170V169H198ZM3 171V170H2ZM151 171V170H150ZM157 171V170H156ZM166 171H168V170H166ZM185 171V170H184ZM184 171H182V172H184ZM197 171V170H196ZM199 171H201V170H199ZM203 171H205V170H203ZM23 172V173H22ZM80 172V171H79ZM85 172L84 173H82L83 175H82V178H85V177H83L84 176V174H85ZM88 172V171H87ZM148 172V171H147ZM155 172V171H154ZM21 173V174H20ZM144 173V172H143ZM151 173V172H150ZM153 173V172H152ZM159 174L161 173V172H158ZM156 174V173H155ZM163 173H161L160 175H162ZM167 174V173H166ZM166 174H163V175H166ZM169 174V173H168ZM179 174V173H178ZM187 174V173H186ZM197 174H198V172H197ZM205 174H206V171H205ZM80 175V174H79ZM87 175V174H86ZM105 175V173L103 172L102 173V176H104ZM150 175V174H149ZM153 175V174H152ZM157 176H158V174H156ZM173 175V174H172ZM185 175V174H184ZM183 175V176H184ZM199 175L200 174H198V177H199ZM203 176H204V174H202ZM225 175H226V178H224L225 177ZM107 176V175H106ZM154 176V175H153ZM157 176H156V179H158L157 178ZM190 175H186V176H184V177H182L181 176V178H183V179H181L182 181L184 180L185 182L186 181H188V180H191L192 178H190L189 177ZM193 176H194V173H193ZM202 176V177H203ZM205 176V177H206ZM8 177H11V176H8L7 174H3V173H0V189L1 188H3V185H4V182H6V181H8V180H11L10 178H8ZM89 177V176H88ZM112 177H114V176H112ZM143 177V175L141 176V178ZM164 177V176H163ZM167 178H169V176H166ZM173 178L171 179V177H170V179L171 180H173L174 179V176H172ZM192 177V176H191ZM201 177V178H202ZM205 177H204V179H205ZM209 177V178H210ZM140 178V179H141ZM151 178V177H150ZM166 178V179H167ZM176 178H179L178 177V175H177V177ZM200 178V179H201ZM217 178V177H216ZM87 179V178H86ZM146 179V178H145ZM155 179V180H156ZM170 179H168V180H170ZM194 179V178H193ZM192 179V180H193ZM195 179H197L196 178V176H195ZM194 179V180H195ZM110 180H112V179H110ZM110 180H108V181H105V182H103V181H100V182H98V186H96V188H99V190H100V195L102 194L101 193V190L104 188V187H106V185L109 183V181ZM175 180V179H174ZM173 180V181H174ZM180 180V179H179ZM191 180V181H192ZM193 180V181H194ZM37 181V180H36ZM63 181H66V180H62V182ZM144 181V177H143V180H142V182ZM146 181V180H145ZM181 181V182H182ZM196 181V180H195ZM209 181V180H208ZM217 181H219V179L217 180ZM33 182H35V181H33ZM32 181L31 182H29V183H26V184H24V185H19V186H16V187H14L13 189H11L10 191H8V192H13L14 194H20V192L22 191V190H24V186L26 185H28V184H31V183H33ZM162 182V181H161ZM197 182V181H196ZM201 182H203V180L201 181ZM204 182H205V180H204ZM212 182V181H211ZM83 186L81 187V188H83V189H89V190H91V186H93V185H89V182H84V181H81L80 182ZM122 184H123V181L121 182ZM155 183V182H154ZM190 183V182H189ZM193 184L195 183V182H192ZM206 183H208L207 182V180H206ZM220 183V182H219ZM119 184V183H118ZM117 184V185H118ZM150 184V183H149ZM185 184V183H184ZM186 184H187V182H186ZM192 184V185H193ZM205 184V183H204ZM210 184V183H209ZM168 185V184H167ZM170 185V184H169ZM171 185H173V184H171ZM170 185V186H171ZM206 185V184H205ZM108 186V185H107ZM121 186V185H120ZM151 186V185H150ZM165 186V185H164ZM191 186V184H189V189H190V192H191V189H192V186ZM218 186H219V184H218ZM112 187V186H111ZM115 187V186H114ZM117 187V186H116ZM118 187H119V185H118ZM142 187H145L144 186V184H143V186ZM142 187H141V189H142ZM212 187H214V189H215V185L214 186H211V188ZM223 187H225V186H223ZM109 188V187H108ZM121 189H123L122 187H120ZM140 188V187H139ZM206 188V187H205ZM208 188H209V186H208ZM221 188V187H220ZM219 188V189H220ZM106 189H107V187H106ZM201 189V188H200ZM213 189V188H212ZM211 189V190H212ZM213 189V190H214ZM138 190H140V189H138ZM178 190V189H177ZM186 190V189H185ZM113 191H116L117 192V189H115V188H113V189H111L110 190V192H108V193H110L111 194V192H113ZM169 191V190H168ZM7 192V193H8ZM120 192V191H119ZM177 192V191H176ZM192 192H194V191H192ZM216 192V191H215ZM5 192H1L0 194L2 195V194H4ZM95 193H98V191H97V189H96V191H93L92 192V194H95ZM107 193V194H108ZM144 193V192H143ZM142 192H141V194H143ZM161 193V192H160ZM168 193V192H167ZM196 193V192H195ZM213 193V192H212ZM218 193V192H217ZM6 194V193H5ZM113 194V193H112ZM129 194H131V193H129ZM162 194V193H161ZM200 194V193H199ZM216 194V193H215ZM17 195V196H18ZM114 195V194H113ZM112 195V196H113ZM156 195V194H155ZM170 195H171V193H170ZM183 195V191L182 192H179V193H175V194H173V195H171V197L170 198H159V197H156V198H153V199H145V200H142V199H140V201H141V206H139V207H141V210H140V208H138L139 209V211H137V214H138V216H139V218L142 220V222H143V224H142V227H141V229H146V227L148 228H154L153 226L155 225V222L157 221V219H160L161 217H162V215L163 214H165L164 213V211H167V213H168V211L169 210H171V209H173V208H175L176 206H177V202L179 201L178 199H181V196ZM19 196H21V195H19ZM144 196V195H143ZM202 199H205L206 198V195L204 194V193H202L201 192V195H199ZM198 196V197H199ZM1 197V196H0ZM3 197V196H2ZM23 197V196H22ZM102 197H103V195H102ZM165 197H167V196H165ZM218 197V196H217ZM23 198H25V197H23ZM23 198H21V200L19 201V202H21V201H23L24 202V199ZM93 198V197H92ZM150 198V197H149ZM193 198V197H192ZM194 198H196V197H194ZM219 198V197H218ZM217 198V199H218ZM188 199V198H187ZM199 198H197V200H198ZM211 199H213V198H211ZM215 199V198H214ZM185 200V199H184ZM216 200V199H215ZM220 200V199H219ZM187 202H188V200H186ZM204 201V200H203ZM211 201V200H210ZM213 201V200H212ZM218 201V200H217ZM216 201V202H217ZM226 201V200H225ZM194 202V201H193ZM214 202V201H213ZM215 202V203H216ZM227 202V201H226ZM206 203H208V202H206ZM220 203V202H219ZM157 204L159 205V209L163 212V214H161V212L159 213V212H157V213H153V211H152V209L151 208H154L155 207V205L157 206ZM187 204V203H186ZM185 204V205H186ZM189 204H190V202H189ZM97 205V203L96 202H93V204H92V206L91 207H89V208H86L85 210H83V213H86V214H90V215H92V217L91 218H89V217H86L84 220H82V223L83 224H85V225H87L88 226V228H90V229H88V228H86V233H84V235H85V237L87 236V237H89V238H87V239H82V240H80L79 239V241H77V242H79V243H81V244H83V243H85V242H87V241H89V242H91V243H93V241H97V239L98 238H100L101 237V228H102V226H104V224H105V222H107V221H109V216H106V217H103V215L101 216L100 215V213H102V211L100 210V206L99 207H97L96 206ZM138 205V204H137ZM181 205V204H180ZM188 205V204H187ZM196 205H198V204H196ZM23 206H24V204H23ZM199 206V205H198ZM5 206H2V207H0V210L2 209V208H4ZM187 207V206H186ZM213 207V206H212ZM196 208V207H195ZM195 208L193 209V210H195ZM205 208V207H204ZM155 209V208H154ZM158 209V210H159ZM179 209V208H178ZM177 209V210H178ZM202 209H203V203H202V207H201V205L199 206V211L197 212L199 215H200V212L202 211ZM215 209H216V207H215ZM156 210V209H155ZM159 210V211H160ZM146 211H149V212H146ZM157 211V210H156ZM197 211V210H196ZM221 211V212H222ZM175 212H176V210H175ZM183 212H184V210H183ZM218 212V211H217ZM220 212V211H219ZM225 213V214H224ZM60 214V213H59ZM196 214V213H195ZM203 214V213H202ZM201 214V215H202ZM217 214H219V213H217ZM174 215H176V214H174ZM190 215H192V214H190ZM194 215V214H193ZM62 216V215H61ZM65 216V215H64ZM165 216V215H164ZM207 216V215H206ZM190 217V216H189ZM214 217V216H213ZM103 218H104V221H103ZM207 218V217H206ZM204 219V220H207V219ZM215 218V217H214ZM213 218V219H214ZM217 218H215V219H217ZM263 218V220H261ZM73 219V218H72ZM71 219V220H72ZM175 219H176V217H175ZM189 219V218H188ZM61 220L63 221L64 219L63 218H61ZM78 220V219H77ZM261 220V221H260ZM74 221V220H73ZM162 221H163V219H162ZM180 221V220H179ZM217 221H219V220H217ZM224 221V220H223ZM190 222V221H189ZM195 222H196V220H195ZM198 222V221H197ZM196 222V223H197ZM202 222V221H201ZM205 222V221H204ZM207 222H209V221H207ZM213 222V221H212ZM228 223V222H227ZM101 224H103L102 226H101ZM170 224V223H169ZM200 224V223H199ZM206 224V223H205ZM251 224H253L254 225V227H256L257 225H259L260 226V231L258 230L257 232V238L258 239H256V240H254L255 239V237H254V239H253V237H249L248 235H247V233H248V229H249V227H250V225ZM180 225V224H179ZM201 225H202V223H201ZM209 225H210V222H209ZM226 225V224H225ZM230 225V224H229ZM59 226V225H58ZM172 226V225H171ZM174 226V225H173ZM222 226V225H221ZM233 226V225H232ZM243 226V227H242ZM258 226V227H259ZM105 227V226H104ZM188 227V226H187ZM201 227H203V226H201ZM223 227L224 226H222V231L224 232V230H223ZM38 228V227H37ZM193 228V227H192ZM225 228V227H224ZM251 228V227H250ZM187 229H189V227L187 228ZM194 229H195V227H194ZM213 229V228H212ZM254 229V228H253ZM61 230H62V228H61ZM153 230V229H152ZM151 230V231H152ZM155 230V229H154ZM189 230H191V228L189 229ZM206 230H207V228H206ZM217 230V229H216ZM215 230V231H216ZM220 229H218V231H219ZM256 230V229H255ZM261 230H263L262 232H261ZM212 231V230H211ZM55 232L56 233H59V231L57 230V229H55ZM186 232V231H185ZM194 232V231H193ZM195 232H197V231H195ZM204 232V231H203ZM207 232V231H206ZM70 233V232H69ZM68 233V236H71V235H79V234H77V232H75L74 230H72V232L69 234ZM104 233H105V231H104ZM208 233V232H207ZM227 233H229V232H227ZM108 234V236H111V232L109 233H106V235ZM112 234H114V233H112ZM188 234V233H187ZM221 234H223V235H226V234H224V233H221ZM230 234V233H229ZM239 234V235H240ZM34 235V234H33ZM106 235L105 236H103V237H106ZM115 235V234H114ZM182 234H180V236H181ZM35 236V235H34ZM53 237H55V238H57V237H59V234H55V235H52ZM67 236V237H68ZM184 236V235H183ZM227 236V235H226ZM225 236V237H226ZM254 236V235H253ZM51 237V236H50ZM229 237V236H228ZM239 237H241V236H239ZM35 238L36 237H33L32 239H31V241L33 242V240H35ZM227 238V237H226ZM234 238V239H235ZM242 238V237H241ZM62 239H65V238H62ZM107 239V238H106ZM221 239H223V238H221ZM105 240V239H104ZM182 240H184V239H182ZM186 240H188V239H186ZM190 240V239H189ZM232 240V239H231ZM238 240V239H237ZM67 241V240H66ZM69 241H71V239L69 240ZM100 241V240H99ZM107 241V240H106ZM195 241V240H194ZM207 241V240H206ZM205 241V242H206ZM209 241V240H208ZM230 241V240H229ZM233 241V240H232ZM239 241V240H238ZM59 242V241H58ZM105 242V241H104ZM155 242V240H153L152 238L150 239V242H149V245H147V248H149L151 245L150 244H152V243H154ZM183 242V241H182ZM212 242V241H211ZM231 242V241H230ZM67 243V242H66ZM69 243H73V242H69ZM88 243V242H87ZM108 243V242H107ZM137 243V240H135L134 242H133V245H135ZM179 243V242H178ZM184 243L186 244V242L184 241ZM68 244V243H67ZM138 244V243H137ZM181 244V243H180ZM180 244L178 245V247H177V249H179L181 246H180ZM183 244V243H182ZM236 244V243H235ZM239 244V243H238ZM69 245V244H68ZM169 245V244H168ZM167 245V246H168ZM242 245V244H241ZM71 246V245H70ZM155 246V245H154ZM170 246V245H169ZM183 246L184 245H182V248H183ZM187 246V245H186ZM186 246H184V247H186ZM234 246V245H233ZM157 247V246H156ZM174 247V246H173ZM229 247V246H228ZM257 247H259L258 249H260V250H258V249H256ZM65 248H66V246H65ZM136 247L135 246H132V248H130V251H128L129 253H125L124 252V254L122 253V257L125 259V263L126 264H146L145 262H143V259L142 258H138V259H136L137 257H134L133 256V252H134V250L133 251H131V249H135ZM166 248V247H165ZM172 248V247H171ZM230 248V247H229ZM228 248V249H229ZM237 248V247H236ZM243 248H241V249H243ZM61 249H63V248H61ZM175 249V248H174ZM240 249V250H241ZM17 250H18V247H17ZM166 250V249H165ZM170 250H172V249H170ZM233 250V249H232ZM232 250H231V252H232ZM235 250V249H234ZM237 250H239V249H237ZM244 250V249H243ZM63 251H65V250H63ZM250 251V250H249ZM36 252L39 254V251H37L36 250ZM81 252V251H80ZM119 252H121V251H119ZM123 252V251H122ZM178 252H180L179 250H178ZM224 252V251H223ZM241 252V251H240ZM247 252V251H246ZM245 252V253H246ZM36 253V254H37ZM154 253V252H153ZM156 253V252H155ZM154 253V254H155ZM166 253V252H165ZM176 253V252H175ZM197 253V252H196ZM207 253V252H206ZM228 253V252H227ZM242 253V252H241ZM242 254V256L240 257V258H244V260H245V258H247V256H246V254ZM252 253V252H251ZM250 252H249V254H251ZM37 254V255H38ZM116 254H118L117 252H115V255ZM159 254V253H158ZM212 254V253H211ZM238 255H239V253H237ZM248 254V253H247ZM254 254V253H253ZM42 255V254H41ZM110 255V254H109ZM156 255V254H155ZM160 255V254H159ZM164 255V254H163ZM175 255V254H174ZM236 255V254H235ZM60 256V255H59ZM125 256V257H124ZM157 256V255H156ZM182 256H183V253H182ZM116 257V256H115ZM121 257V255L118 257V258H120ZM158 257V256H157ZM165 257V256H164ZM212 257V256H211ZM251 257H253V256H251ZM250 257V262L252 261V259H255V258H251ZM6 258H8V257H6ZM40 258H43V257H41L40 256ZM183 258V257H182ZM213 258V257H212ZM237 258V257H236ZM44 259V258H43ZM180 259V258H179ZM184 259H185V256H184ZM228 259V258H227ZM107 260V259H106ZM113 260H116V259H112V261ZM154 260H155V257H154ZM157 260V259H156ZM170 260V259H169ZM187 260V259H186ZM238 261H239V259H237ZM243 260V261H244ZM92 261V260H91ZM118 261V260H117ZM180 261H181V259H180ZM227 261V260H226ZM228 261L231 263H233V264H238V262H236V260L235 259H233V261L231 260V259H228ZM227 261V262H228ZM108 262V261H107ZM169 262V261H168ZM178 262V261H177ZM182 262V261H181ZM187 262V261H186ZM240 262V261H239ZM66 263H67V261H66ZM102 263V262H101ZM113 263H115V262H113ZM174 263V262H173ZM231 263V264H232ZM253 263V262H252ZM10 264H13V263H10ZM70 264V263H69ZM106 264V263H105ZM119 264H120V261H119ZM190 264V263H189ZM217 264V263H216ZM229 264V263H228ZM247 264V263H246Z\"/></svg>",
	"mask_w": 264,
	"mask_h": 264
}]
</instances>
